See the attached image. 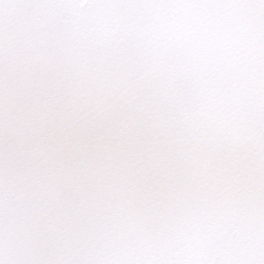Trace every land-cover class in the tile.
I'll return each mask as SVG.
<instances>
[{
    "label": "snow or ice",
    "instance_id": "1",
    "mask_svg": "<svg viewBox=\"0 0 264 264\" xmlns=\"http://www.w3.org/2000/svg\"><path fill=\"white\" fill-rule=\"evenodd\" d=\"M0 264H264V0H0Z\"/></svg>",
    "mask_w": 264,
    "mask_h": 264
}]
</instances>
